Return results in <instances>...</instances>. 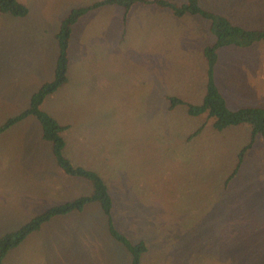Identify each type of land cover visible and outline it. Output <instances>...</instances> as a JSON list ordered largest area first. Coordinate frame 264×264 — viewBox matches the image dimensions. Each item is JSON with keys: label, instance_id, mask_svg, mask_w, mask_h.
<instances>
[{"label": "rangeland", "instance_id": "obj_1", "mask_svg": "<svg viewBox=\"0 0 264 264\" xmlns=\"http://www.w3.org/2000/svg\"><path fill=\"white\" fill-rule=\"evenodd\" d=\"M21 1L26 15L0 12V124L24 110L31 94L53 78L54 36L62 19L98 0ZM198 4L244 29H264V0ZM164 13L169 10L135 3L124 34L122 6L90 10L71 29L67 81L40 107L65 126L63 154L104 179L114 226L130 240H145L141 264H264V142L257 136L231 175L249 127L218 131L214 117L170 107L172 96L201 102L204 48L215 36L210 20L200 15L176 19ZM263 64V41L217 50L214 81L228 109L264 108V85L256 86L253 75ZM61 170L34 116L0 132V235L53 204L90 193L89 181ZM129 259L94 201L82 212L43 223L7 253L5 263Z\"/></svg>", "mask_w": 264, "mask_h": 264}, {"label": "trees", "instance_id": "obj_2", "mask_svg": "<svg viewBox=\"0 0 264 264\" xmlns=\"http://www.w3.org/2000/svg\"><path fill=\"white\" fill-rule=\"evenodd\" d=\"M136 1L145 0H98L89 5L73 8L61 21L56 34L58 43V55L54 76L51 81L43 83L29 98L28 106L20 113L7 118L0 124V132L23 119L26 116H34L42 129V137L50 142L52 153L58 166L69 176L83 178L91 183V193L82 194L74 199L55 204L44 211L32 216L28 221L16 229L7 231L0 235V264L5 263V257L9 251L16 248L30 233L40 229L41 225L54 216L69 214L73 211H80L90 202H98L102 211L107 215L110 235L120 243L130 254L131 264H141L143 255L147 252L145 240H130L120 232L113 224L111 209L112 196L109 188L102 176L90 169L80 165H73L69 158L63 154L65 141L61 136V131L65 126L61 125L55 118L41 109L44 98L54 92L67 81L66 71L68 64V46L71 26L84 14L90 10L108 5H119L123 7V18H125L129 8ZM162 7H168L173 14L181 17L184 14L200 15L211 22V31L215 36V41L204 48V56L207 61V83L203 99L200 103L185 102L182 99L169 97L170 107L183 105L189 116L207 114V117H214L213 127L221 131L228 126L247 125L250 129L248 141L237 153L238 161L233 171L235 174L240 167L243 156L247 150L252 148L255 138L261 137L264 142V108L260 106H246L236 110L227 108L225 99L219 92L214 81V67L217 61V50L227 45L246 46L255 41L264 42V29H244L233 24L228 18L214 12L201 8L198 0H186L181 5L168 2L166 0H154ZM0 12L8 13L12 16L22 17L27 14L28 8L18 0H0ZM205 123L192 131L187 139L196 136L204 127Z\"/></svg>", "mask_w": 264, "mask_h": 264}, {"label": "crops", "instance_id": "obj_3", "mask_svg": "<svg viewBox=\"0 0 264 264\" xmlns=\"http://www.w3.org/2000/svg\"><path fill=\"white\" fill-rule=\"evenodd\" d=\"M18 1H20V2H22L21 0H18ZM166 1H168V0H166ZM168 2H171V1H168ZM23 4H25L24 2H22ZM135 3H139L142 7H144V6H146V7H152V5H154V6H159L160 7V9H161V11H162V8H166V9H168L169 10V13H164L165 15H167V14H171L172 15V17H175L176 19H179V17H177V16H175L174 14H173V12L171 11V9L170 8H168V7H162V6H160V5H158V4H156L155 3V1L154 0H145V1H136V2H134L132 5H131V7L129 8V10H128V12H127V14H126V16H125V18H123V14H122V22H123V25H125V28H124V30H125V32H124V34L126 33V26L128 25V20H129V17H130V15H128V14H130V11H131V8L133 7V5L135 4ZM172 3V2H171ZM185 3V2H184ZM183 4V3H182ZM26 5V4H25ZM27 6V5H26ZM108 6H110V5H108ZM87 14V13H86ZM86 14H84V15H82L73 25L75 26L76 24H77V22L83 17V16H85ZM170 15V16H171ZM185 15V14H184ZM183 15V16H184ZM183 16H181V17H183ZM63 20V19H62ZM61 24V23H60ZM72 25V26H73ZM72 26H71V29H72ZM59 27H60V25H59ZM58 30H59V28H58ZM58 32V31H57ZM57 32L55 33V36H54V38H55V42H56V45H57V54H56V58H55V66H56V60H57V55H58V43H57V40H56V34H57ZM70 34H71V32H70ZM163 34H165V32L163 31L162 32V35ZM153 38H155V37H153ZM69 39H70V36H69ZM120 40L122 41L123 40V38H122V35H121V38H120ZM122 42H124V40L122 41ZM69 47V46H68ZM68 62H69V58H68ZM207 63V62H206ZM216 65V64H215ZM55 66H54V69H53V76H54V70H55ZM67 66H68V64H67ZM247 66H248V68H247V70L249 71V70H251L252 69V65L250 66L249 65V63L247 64ZM253 75H254V78H255V81H256V86L257 85H259V84H261V85H264V64H263V66L259 69V70H257V71H254L253 72ZM66 76H67V71H66ZM53 79V78H52ZM51 79V80H52ZM51 80H49V81H51ZM46 82H48V81H46ZM45 83V82H44ZM206 83H207V78H206ZM206 83H205V89H206ZM42 85V84H41ZM40 85V86H41ZM63 85V84H62ZM61 85V86H62ZM39 86V87H40ZM38 87V88H39ZM37 88V89H38ZM36 89V90H37ZM35 90V91H36ZM219 90V89H218ZM34 91V92H35ZM33 92V93H34ZM220 92V91H219ZM221 93V92H220ZM222 94V93H221ZM32 95V94H31ZM204 96V95H203ZM223 96V95H222ZM224 97V96H223ZM178 98H180V97H178ZM180 99H182V98H180ZM202 99H203V97H202ZM225 99V98H224ZM183 101H185V102H189V101H186V100H184V99H182ZM202 101V100H201ZM29 103V102H28ZM191 103V102H190ZM28 106V105H27ZM42 130V129H41ZM51 152H52V147H51ZM52 155H53V153H52ZM53 157H54V155H53ZM55 159V158H54ZM55 162H56V160H55ZM56 164H57V162H56ZM57 166H58V164H57ZM59 167V166H58ZM60 168V167H59ZM60 170H61V168H60ZM62 171V170H61ZM67 175V174H66ZM67 176H69V175H67ZM70 177H73V176H70ZM83 179V178H82ZM85 180V179H84ZM90 193H91V191H90ZM87 194H89V193H87ZM58 195H60V194H58ZM80 195H82V194H80ZM79 195V196H80ZM78 197V196H77ZM76 198V197H75ZM72 199H74V198H72ZM69 200H71V199H69ZM65 201H68V200H65ZM65 201H63V202H65ZM63 202H61V203H63ZM57 204H60V203H57ZM88 204H90V203H87L84 207H83V209H81L80 211H73V212H71V213H69V214H65V215H71L72 213H78V212H82L83 210H84V208L88 205ZM53 205H55V204H53ZM52 206V205H51ZM50 207V206H49ZM48 208V207H47ZM47 208H45V209H47ZM44 209V210H45ZM44 210H42V211H44ZM41 211V212H42ZM40 213V212H39ZM38 214V213H37ZM36 215V214H35ZM58 216H64V215H58ZM56 216H54L53 218H51L50 220H48L47 222H50V221H52V220H54V218H55ZM28 221V220H27ZM47 222H45V223H47ZM107 230H108V233H109V228H108V219H107ZM109 235H110V233H109ZM110 237H111V239L112 240H114L115 241V239L110 235ZM117 242V241H116ZM125 249V248H124ZM126 250V249H125ZM127 251V250H126ZM129 256H130V254H129ZM81 259H84V258H81ZM61 260V259H60ZM125 264H131V256H130V259H129V261L127 260L126 261V263Z\"/></svg>", "mask_w": 264, "mask_h": 264}]
</instances>
